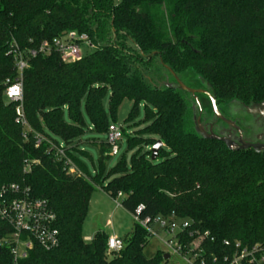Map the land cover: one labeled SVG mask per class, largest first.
I'll list each match as a JSON object with an SVG mask.
<instances>
[{
    "label": "trees",
    "instance_id": "1",
    "mask_svg": "<svg viewBox=\"0 0 264 264\" xmlns=\"http://www.w3.org/2000/svg\"><path fill=\"white\" fill-rule=\"evenodd\" d=\"M70 32L86 34L94 52L74 63L55 51L28 58L23 126L18 104L6 97L17 79L11 45L38 50ZM154 61L178 77L202 78L218 106L264 102V0H0V189L16 185L47 200L60 233L59 247L45 251L34 244L18 264H163V252L144 254L152 236L136 222L120 253L107 254L105 232L85 241L96 189L113 200L124 195L120 206L153 227L157 219L189 222L191 231L209 233L214 242L206 247L217 253L224 241L264 246V152H232L201 138L187 94L157 87L144 75ZM126 100L133 103L126 122L142 106L148 124L130 135L122 128L130 166L123 160L105 178L111 146L94 142L102 167L92 176L76 142L85 133L82 110L95 131L107 135ZM157 141L163 148L152 161ZM60 145L80 175L67 173L53 148ZM11 234L0 220V264H13Z\"/></svg>",
    "mask_w": 264,
    "mask_h": 264
},
{
    "label": "built area",
    "instance_id": "2",
    "mask_svg": "<svg viewBox=\"0 0 264 264\" xmlns=\"http://www.w3.org/2000/svg\"><path fill=\"white\" fill-rule=\"evenodd\" d=\"M83 47L93 48L94 46L86 34L76 32H70L52 42L45 41L38 50L25 52L16 43L11 45L9 55L14 57L17 79L8 87L6 97L9 102L18 104L16 109L18 123L27 126L23 111V75L28 68V58H35L39 54L49 55L55 51L64 63H74L85 57ZM122 128L116 124L109 126L106 136L107 143L111 146V156L119 154V143L123 139ZM41 142V139L37 140L38 145ZM53 148L59 159L65 160L67 173L80 175L78 169L66 158L64 145L53 146ZM141 211L142 207H139L137 214ZM0 220L6 222L12 229L10 239L13 244V264H18L19 260L26 258L34 244L45 251L59 247L60 233L56 228V214L47 200L33 198L29 190H22L16 185L0 189ZM134 220L151 236L157 234L150 219L141 221L134 216ZM154 225L159 230L172 235V238L166 241L165 246L172 255L182 257L187 264H264V246L247 247L240 242L224 241L222 244L224 251L217 253L206 247V242H214L209 233L191 231L190 223L187 221L157 219ZM186 236L192 238V241L187 245L182 242ZM91 240L85 241L90 242ZM123 249L122 238L109 237L107 243L109 256L120 253Z\"/></svg>",
    "mask_w": 264,
    "mask_h": 264
},
{
    "label": "rangeland",
    "instance_id": "3",
    "mask_svg": "<svg viewBox=\"0 0 264 264\" xmlns=\"http://www.w3.org/2000/svg\"><path fill=\"white\" fill-rule=\"evenodd\" d=\"M93 52L94 47H83L84 56H88ZM148 67L149 70L144 72V75L148 77V79H150L155 86L160 87L167 81L174 83L172 75L166 69L161 67L157 61L150 63ZM179 78L191 89H203V85L199 79L200 77L197 75L188 73ZM109 96L110 91L108 90L105 98V106L109 121L112 123L108 104ZM185 98L189 102V105L193 103L192 106L195 109L197 108L198 111V105L195 99L190 95H187ZM198 100L200 101L204 112L207 114H213L214 111L212 102L208 96H199ZM132 108L133 103L126 100L122 103L116 114V125L123 127L128 135L135 131L142 130L148 125L143 122L144 108L142 106L139 107L138 113L134 119L130 122H126L131 114ZM82 113L85 123V133L76 142L80 141L79 150L85 152V155L79 154V158L87 166L88 173L95 176L96 170L99 171L102 166L99 162V149L98 147H95L93 143H107V136L105 134H99L95 131L85 108H83ZM64 118L67 121L70 120L67 109L64 111ZM119 147V154L111 156L104 164L105 170L103 176L105 178L108 176L110 170L123 160L128 167L130 166L132 153L128 152L127 139L125 137H123L122 141L119 143ZM124 199V195H120L116 200H112L107 197L102 190H95L90 202L89 214L83 225V237L85 240H87V237H94L97 232H105L106 234H112L113 236L125 237L132 231L135 220L133 216L120 206ZM154 231L157 234L150 238V241L144 250V254L150 258L155 256L158 252H163L165 255L170 256V258L165 260L163 264H187L182 257L172 255L165 246L166 241L172 238V235L159 230L157 227H154Z\"/></svg>",
    "mask_w": 264,
    "mask_h": 264
},
{
    "label": "water",
    "instance_id": "4",
    "mask_svg": "<svg viewBox=\"0 0 264 264\" xmlns=\"http://www.w3.org/2000/svg\"><path fill=\"white\" fill-rule=\"evenodd\" d=\"M165 69L172 75L174 79V83H170L169 81L163 83L161 86L171 89V90H177L182 93H185L187 95H191L195 98L196 103L199 107V113L196 112V118L194 120L196 133L203 139L211 141V142H218L223 144L228 150L232 152H239V151H247V150H254L257 153H263L264 152V102L259 104H251L249 106H240L245 114L249 117L250 121L255 127L256 134L258 135L256 137V142H249L245 141L243 138L242 131L234 125L236 131L239 133V136L233 138L232 136H218L215 135L212 130H210L209 133H207L204 128L201 125V113H202V107L200 104V101L197 98V95L204 94L207 95L211 102L214 114L217 119H221L226 121L220 114L218 105L216 103V98L211 91L210 86L202 80V78H199L202 85L206 87V90H194L186 86L181 79L169 68ZM239 104V102L234 101ZM242 104V103H240ZM227 122V121H226ZM233 125V123H231ZM163 148V143L161 141H157L155 145L151 148V160L156 161L158 158L159 151ZM170 258L169 255H165V260H168Z\"/></svg>",
    "mask_w": 264,
    "mask_h": 264
},
{
    "label": "flooded vegetation",
    "instance_id": "5",
    "mask_svg": "<svg viewBox=\"0 0 264 264\" xmlns=\"http://www.w3.org/2000/svg\"><path fill=\"white\" fill-rule=\"evenodd\" d=\"M202 87L203 89L201 90H206L205 86H202ZM199 96L207 97V95L200 94V95H197V98ZM242 105L245 106L244 104H240V103L238 104L232 101V102H228V103L218 106L221 116L227 122L221 119H217L214 112L213 114H207L202 109V113H201L202 127L207 133H209L210 130H212V132L215 135L223 136V137L232 136L233 138H235L239 136V133L236 131L234 127L235 125L242 131L243 138L245 141L256 142V137L258 136L256 134L255 127H254L256 123H254V125L252 124L249 117L245 114L244 110L240 107ZM192 108H193V121H194L196 118L195 117L196 112L197 114H200V113H199V107H198V111H197V108L196 109L194 107ZM231 123H233V125H231Z\"/></svg>",
    "mask_w": 264,
    "mask_h": 264
},
{
    "label": "crops",
    "instance_id": "6",
    "mask_svg": "<svg viewBox=\"0 0 264 264\" xmlns=\"http://www.w3.org/2000/svg\"><path fill=\"white\" fill-rule=\"evenodd\" d=\"M105 194V193H104ZM106 195V194H105ZM107 197H109L108 195H106ZM110 198V197H109ZM113 200V199H112ZM108 236H113L112 234L110 235V234H107ZM116 237H119V238H122V237H120V236H116ZM93 237H87L86 239H92Z\"/></svg>",
    "mask_w": 264,
    "mask_h": 264
}]
</instances>
